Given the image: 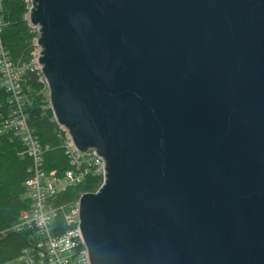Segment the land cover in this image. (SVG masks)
Returning <instances> with one entry per match:
<instances>
[{"label":"water","instance_id":"obj_1","mask_svg":"<svg viewBox=\"0 0 264 264\" xmlns=\"http://www.w3.org/2000/svg\"><path fill=\"white\" fill-rule=\"evenodd\" d=\"M31 3L90 264H264V0Z\"/></svg>","mask_w":264,"mask_h":264},{"label":"trees","instance_id":"obj_2","mask_svg":"<svg viewBox=\"0 0 264 264\" xmlns=\"http://www.w3.org/2000/svg\"><path fill=\"white\" fill-rule=\"evenodd\" d=\"M23 0H3L0 17L3 23L1 45L8 53L14 67H24L32 60L34 34L25 19L27 8ZM35 71L25 70L21 76V96L24 119L37 139L42 151L44 171L57 172L61 176L68 162L64 155V136L53 119L49 108L47 87ZM1 84L0 75V264L19 263L25 250L29 251L37 242L33 231L15 235L10 228L23 211H29L32 202L28 199L25 182L30 178L32 166L19 137L4 132V121L12 117L10 98ZM95 175L87 176L80 187H74L54 196L50 202L67 208L77 204L84 194H93L101 183ZM60 219V218H59ZM57 219V221H59ZM30 252V251H29Z\"/></svg>","mask_w":264,"mask_h":264},{"label":"built area","instance_id":"obj_3","mask_svg":"<svg viewBox=\"0 0 264 264\" xmlns=\"http://www.w3.org/2000/svg\"><path fill=\"white\" fill-rule=\"evenodd\" d=\"M32 0H23L27 8L25 19L28 22V14L33 9ZM3 0H0V4ZM1 10V7H0ZM29 24V23H28ZM3 23L0 17V40ZM30 30L34 34L32 40L33 51L29 65L14 67L7 56V52L0 42V75L1 84L7 91L10 98V106L13 109L12 117L4 121V132H11L20 138L25 148L27 157L31 160L29 170L30 178L24 183L28 191V199L31 200L32 206L29 211H23L17 221L10 228V232L16 236L25 232L33 231L37 242L29 251L25 250L24 255L19 259L18 264H90L88 261V250L79 234L80 223L78 206L80 203L69 205L67 208L58 202H50L54 196L62 194L67 190L80 187L81 183L90 176H97L101 183L96 192L105 186L104 161L96 156L94 150L80 152L73 146L72 140L67 131L59 126L60 133L63 134L65 142L63 158L67 160L68 167L60 176L59 173L44 171V160L42 151L37 145V139L32 134L30 127L25 121L21 96L20 79L25 70L37 72L41 77V70L38 64L42 48L37 44L40 39V32L37 28ZM43 78V77H42ZM41 81L43 82V79ZM45 83V82H44ZM46 85V84H45ZM91 194V195H93ZM60 218V219H59ZM59 219V221H57Z\"/></svg>","mask_w":264,"mask_h":264},{"label":"rangeland","instance_id":"obj_4","mask_svg":"<svg viewBox=\"0 0 264 264\" xmlns=\"http://www.w3.org/2000/svg\"><path fill=\"white\" fill-rule=\"evenodd\" d=\"M12 264H15V262H14V263H12Z\"/></svg>","mask_w":264,"mask_h":264}]
</instances>
